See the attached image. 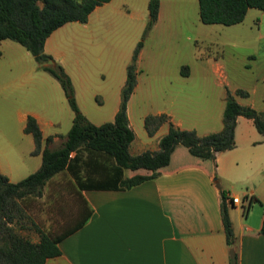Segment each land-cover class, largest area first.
Instances as JSON below:
<instances>
[{
    "label": "rangeland",
    "instance_id": "1",
    "mask_svg": "<svg viewBox=\"0 0 264 264\" xmlns=\"http://www.w3.org/2000/svg\"><path fill=\"white\" fill-rule=\"evenodd\" d=\"M120 1L124 5L117 6ZM112 5L117 8L111 9ZM157 10V25L145 29L147 0H112L90 11L85 21H66L53 29L44 48L67 74L79 111L88 121L99 124L112 119L126 66L137 41L141 40L138 50L141 53L137 52L133 62L136 87L132 90L129 109L136 134L129 149L132 153L138 150L135 146L140 148L145 141L146 147L157 146V137L165 132L163 128L155 129L151 136L145 132L143 118L146 114H154L156 108L168 105L174 115L181 118L184 127L180 128H187L191 126V119L204 112L201 99L207 96L205 88L220 93L228 89L225 82L229 86H249L257 80L259 85L264 77L263 50L259 51V40L264 38L258 37L259 30L264 32L261 9L249 7L235 26L201 22L196 0H158ZM259 17L262 18L260 23ZM162 24L169 25L170 32L162 30ZM10 41L19 46V51L15 52L17 62L14 64L10 59L12 50L0 49V135L12 137L10 142L26 144L31 135L22 131L24 118L27 113H35L45 134L55 138L53 147H56L71 124L73 112L67 98L57 79L21 44ZM214 59L223 63L225 78L214 70ZM182 67L190 69L191 77L176 80L174 75L182 74ZM194 74L205 76V83L195 79ZM182 88L187 91L200 88V91L185 93L174 103H168L167 96L177 95ZM221 106L218 104L217 111ZM80 152L83 159L103 160L99 154L89 155L82 148ZM9 154L10 176L16 181L40 164L39 154ZM73 184L68 170L55 173L40 197L27 195L18 200L20 210L7 225L32 241L38 238L34 225L51 234L62 231L67 225L62 220L65 212L76 205L70 190Z\"/></svg>",
    "mask_w": 264,
    "mask_h": 264
},
{
    "label": "crops",
    "instance_id": "2",
    "mask_svg": "<svg viewBox=\"0 0 264 264\" xmlns=\"http://www.w3.org/2000/svg\"><path fill=\"white\" fill-rule=\"evenodd\" d=\"M111 2L112 0L102 2L91 11ZM118 4L124 5L121 1L117 6ZM116 8V5L111 6L113 10ZM261 10L264 15V9ZM158 18L159 10L152 25H157ZM241 21L231 25L235 26ZM261 21L262 18L259 17L258 22ZM160 26L162 30L170 32L169 25ZM49 34L44 40L43 50ZM258 37L264 38V32L259 30ZM10 40L0 39V49L12 50L10 59L15 64V52L19 51V46ZM259 42V51L263 50L264 58V40ZM138 53L140 54L141 50ZM213 67L222 78L226 77L221 61L215 60ZM190 77V69L180 75H174L176 80ZM193 77L205 83V76L194 74ZM257 82L255 80L249 86H229L227 82L225 85L237 102L262 110L264 77L259 85ZM236 88L244 89L247 94H235ZM199 91L200 88H188V91L182 88L177 95H168L166 99L172 104L184 97L185 93L195 94ZM204 93L207 95L201 99L204 101V112L191 119V126L187 127L194 129L198 135L216 131L222 125L221 112L225 89L219 93L205 88ZM132 96L133 91L126 100V116L134 133L129 119ZM119 100L117 97L112 117L118 108ZM220 103L221 109L217 111ZM172 111L166 105L156 108L154 113L164 112L174 125L184 127L181 118L175 116ZM31 115L37 121L42 138L45 137L47 134L42 130L36 114ZM161 128L166 131L167 121L161 122L156 130ZM9 138L12 137L0 135V173L6 175L8 180L16 181L10 176L9 153H30L34 143L32 136L29 141L26 139V144L10 142ZM135 138L134 133L127 147L130 154L138 153L140 149H157L155 145L146 147L145 141L144 146H135L134 149L138 150L132 153L129 149ZM158 138L159 136L156 142ZM54 139L53 137L49 142L50 147L54 146ZM233 139L234 146L215 152L214 159L194 156L178 144L173 148L168 163L159 168L156 176L130 187L78 189L74 184L71 185V194L73 193L77 206L75 205L74 209L70 206L71 209L65 212L62 220L67 222V225L58 233L72 228L76 222L83 219L84 221L57 241L60 253L47 257L43 264H228L230 249L236 252L238 264H264V235L258 232L264 212V140L252 119L242 115L236 117ZM35 154L40 155L39 152ZM42 189L40 195H34L35 198L42 195ZM220 190L225 194L224 201L233 233L230 244L225 241L221 221ZM232 196L238 197L239 202L230 203L228 198Z\"/></svg>",
    "mask_w": 264,
    "mask_h": 264
},
{
    "label": "trees",
    "instance_id": "3",
    "mask_svg": "<svg viewBox=\"0 0 264 264\" xmlns=\"http://www.w3.org/2000/svg\"><path fill=\"white\" fill-rule=\"evenodd\" d=\"M105 1L108 0H0V39L9 38L28 50L33 59L57 79L73 112L71 124L56 147L49 146L52 135L42 138L33 115L27 114L25 117L23 131L31 134L34 143L32 152L40 153V164L36 170L17 181H10L0 173V264H43L47 257L60 253L57 241L84 221L76 222L72 228L58 234H51L34 225L38 235L35 241L17 234L7 225L14 213L20 210L18 200L27 195H40L46 180L59 171L68 170L78 189L130 187L156 176L159 168L168 163L173 148L178 144L190 154L203 159H214L215 152L233 147V131L238 115L251 118L264 140V108L257 110L237 102L225 88L220 129L198 135L192 128L174 125L164 112L149 113L143 118L147 134L151 135L163 121H167V129L159 136L157 149L130 154L127 147L134 133L128 125L126 100L135 84L133 62L141 40L137 41L131 61L126 66L118 108L112 119L99 124L88 121L74 101L67 74L52 61L50 54L44 52L43 43L53 29L66 21H85L88 13ZM196 1L199 20L204 23L232 24L242 20L249 7L264 9V0ZM157 8L158 0H147L145 29L156 19ZM184 68L181 69L182 73H185ZM234 92L241 96L247 94L242 88H236ZM81 148L89 155L99 154L103 160L83 159ZM220 198L225 241L230 244L233 233L222 190ZM258 232L264 235V212ZM228 264H238L237 254L232 249L228 251Z\"/></svg>",
    "mask_w": 264,
    "mask_h": 264
},
{
    "label": "built area",
    "instance_id": "4",
    "mask_svg": "<svg viewBox=\"0 0 264 264\" xmlns=\"http://www.w3.org/2000/svg\"><path fill=\"white\" fill-rule=\"evenodd\" d=\"M230 203H238L239 202V198L236 196H232L230 198H228Z\"/></svg>",
    "mask_w": 264,
    "mask_h": 264
}]
</instances>
